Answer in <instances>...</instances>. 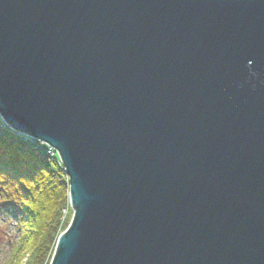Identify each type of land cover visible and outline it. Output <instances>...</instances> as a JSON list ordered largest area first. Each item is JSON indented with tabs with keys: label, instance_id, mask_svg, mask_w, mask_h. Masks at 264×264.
Listing matches in <instances>:
<instances>
[{
	"label": "water",
	"instance_id": "95a60500",
	"mask_svg": "<svg viewBox=\"0 0 264 264\" xmlns=\"http://www.w3.org/2000/svg\"><path fill=\"white\" fill-rule=\"evenodd\" d=\"M0 119L67 177L50 264H264V0H0Z\"/></svg>",
	"mask_w": 264,
	"mask_h": 264
},
{
	"label": "trees",
	"instance_id": "16d2710c",
	"mask_svg": "<svg viewBox=\"0 0 264 264\" xmlns=\"http://www.w3.org/2000/svg\"><path fill=\"white\" fill-rule=\"evenodd\" d=\"M67 209V179L55 156L0 121V236L11 229L14 234L7 239L3 264H50L57 239L70 223L69 211L61 221Z\"/></svg>",
	"mask_w": 264,
	"mask_h": 264
},
{
	"label": "rangeland",
	"instance_id": "374dc122",
	"mask_svg": "<svg viewBox=\"0 0 264 264\" xmlns=\"http://www.w3.org/2000/svg\"><path fill=\"white\" fill-rule=\"evenodd\" d=\"M68 208H69V210L67 209V210L62 211L61 221H65L66 219L69 218V212H70V221H71L72 211L70 209L69 204H68ZM0 228H1V224H0ZM0 235H1V233H0ZM9 237H11V238H9ZM13 237H14V234H13L12 229L8 230L7 232H4V234H2V236H0V264H3L6 261V258L8 257V254H9L10 243H9V240H7V239H12ZM1 239H3V240H1ZM13 241L14 240H12V242Z\"/></svg>",
	"mask_w": 264,
	"mask_h": 264
},
{
	"label": "bare ground",
	"instance_id": "6f19581e",
	"mask_svg": "<svg viewBox=\"0 0 264 264\" xmlns=\"http://www.w3.org/2000/svg\"><path fill=\"white\" fill-rule=\"evenodd\" d=\"M68 204H69V199H68Z\"/></svg>",
	"mask_w": 264,
	"mask_h": 264
}]
</instances>
